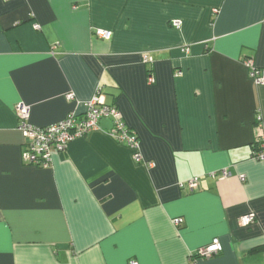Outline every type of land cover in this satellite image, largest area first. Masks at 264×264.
Segmentation results:
<instances>
[{
	"label": "crops",
	"instance_id": "obj_1",
	"mask_svg": "<svg viewBox=\"0 0 264 264\" xmlns=\"http://www.w3.org/2000/svg\"><path fill=\"white\" fill-rule=\"evenodd\" d=\"M247 57L264 68V0H0V264H264V84ZM99 85L142 161L103 118L27 163L16 106L52 125ZM214 238L222 251L194 262Z\"/></svg>",
	"mask_w": 264,
	"mask_h": 264
},
{
	"label": "built area",
	"instance_id": "obj_2",
	"mask_svg": "<svg viewBox=\"0 0 264 264\" xmlns=\"http://www.w3.org/2000/svg\"><path fill=\"white\" fill-rule=\"evenodd\" d=\"M174 25L180 26V21H175ZM36 29L41 26L38 23L34 24ZM94 34L103 39H111L113 31L109 29L97 28ZM153 60L148 53L143 54V61L149 63ZM244 64L249 69V75L257 85L264 84V68H259L250 57L245 58ZM149 82L153 83L154 78L149 77ZM69 100H76L74 93H68ZM84 111H70L68 115L61 121L48 125L37 126L30 121V107L25 104H18L16 106L18 116L17 128L25 137V145L23 150L24 160L27 163L37 166L48 167L51 164L54 152H62L67 149L69 143L79 137H82L95 129H100V121L103 118H109L112 121V127L108 130L109 133L118 141L127 143L133 150L136 151L135 157L137 161H142V156L139 153L140 140L138 135L125 122L123 115L119 108L115 105H109L105 102L103 95V86L97 87L95 95L84 102ZM257 127L260 134L255 141V151L253 157L257 160L264 161V131H263V117L260 112L257 113ZM215 174V173H214ZM213 174V175H214ZM229 171L223 169L221 177H227ZM241 179H245L244 176ZM199 177L195 176L188 179L186 182H180L179 187H188L190 191H194L199 186ZM182 218L174 219L175 224H180ZM256 220L255 213H248L243 215L240 219L241 224L248 226ZM223 245L219 238H214L211 243L201 247L196 256H193V261L196 257H211L214 254L222 251ZM130 264H138L133 260Z\"/></svg>",
	"mask_w": 264,
	"mask_h": 264
},
{
	"label": "trees",
	"instance_id": "obj_3",
	"mask_svg": "<svg viewBox=\"0 0 264 264\" xmlns=\"http://www.w3.org/2000/svg\"><path fill=\"white\" fill-rule=\"evenodd\" d=\"M150 76H151V75H150ZM150 76H149V77H150Z\"/></svg>",
	"mask_w": 264,
	"mask_h": 264
},
{
	"label": "water",
	"instance_id": "obj_4",
	"mask_svg": "<svg viewBox=\"0 0 264 264\" xmlns=\"http://www.w3.org/2000/svg\"><path fill=\"white\" fill-rule=\"evenodd\" d=\"M113 124V123H112Z\"/></svg>",
	"mask_w": 264,
	"mask_h": 264
}]
</instances>
